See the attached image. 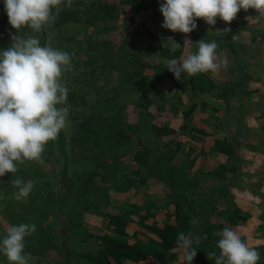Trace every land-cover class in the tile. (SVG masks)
Instances as JSON below:
<instances>
[{
	"label": "rangeland",
	"instance_id": "rangeland-1",
	"mask_svg": "<svg viewBox=\"0 0 264 264\" xmlns=\"http://www.w3.org/2000/svg\"><path fill=\"white\" fill-rule=\"evenodd\" d=\"M88 1L72 0L70 8H74L75 11L80 13ZM119 1L123 3V10L119 17L114 21H97L96 29H109L101 33V35L110 37L115 45L120 43L125 34L134 29L138 35L136 40L138 47L135 57L132 58L130 52H125V57L128 60L131 58V61L134 62L133 65L142 70L143 76L140 77V74L132 77L129 76L123 88L118 92L117 97L123 103V108H121L123 119L136 123L133 135L121 146V150L126 153V159H128L134 150L133 145H135L137 135L142 136L144 143L149 147L154 146L157 141H160V138H156L151 131L143 130L146 123L143 124L137 121L138 110L134 100L148 83H155L156 87L163 91L175 87L182 97L183 105L187 107L191 103L188 96L189 92H187L188 85L186 86L184 83L174 85L173 83L171 86L172 82H170L169 78L163 81L162 78L155 77L154 80V74L158 73L156 71V64H167L171 59L179 60L190 53L194 54L198 51V41L204 39L210 42V40L209 35L203 31L204 27H201V29L199 27L195 28L187 34L166 29L162 27L163 20L161 18H153L150 11L143 10L133 15L132 19H130L129 15L132 14L131 4L125 0ZM62 5L67 6L66 0L60 6ZM2 8H4V0H0V11ZM52 11L55 16L54 19H56L57 12H55V9H52ZM247 14L248 21L253 16L257 18L252 23H254V27L258 28L250 30L241 29V31L239 29V35L235 36V33L231 35L230 40L232 43H229L227 46H220L218 39H215L218 45L216 49L217 62L219 63L221 60H226V62L220 64L216 72H206L212 80V84L206 82L211 87L209 91L193 94L198 103L192 112V121L207 132L203 140L191 138L188 134L182 132L183 130L179 127L180 123H182V118L179 114L169 109L167 102L160 109H154L151 106L148 108L154 111L148 117L149 120L158 124L167 123L177 129L175 138L182 141L183 144L181 149L175 151L174 159L176 163H183L187 159V146L195 147L191 153V155H195V161L186 170L189 177H185L184 184L188 185L192 183V187L188 190L190 199H192V207H198L197 203H194L195 200L203 199L201 206L192 213L193 221H197V223L192 222L193 235L200 237L199 244L197 245L194 241L193 247H196L197 252L194 259H203L206 261V264H215V258L209 257V253L215 252L217 256L220 253L217 243L221 237L217 233L223 229L215 230L214 234L211 235L210 242H207L202 235L203 226L212 219L223 222L227 225L226 227L237 231L250 247L255 248L259 252L260 259L263 260L259 259L257 264L260 263L259 261H263L264 263V245L262 241L255 240L253 238L255 235H252L253 232H247L249 228L256 227V225L244 226L248 220V213L241 209L244 205L252 208V204H249L252 202L256 203L255 207L258 208L256 210L258 213H264V129L261 127L264 123V38L255 37L256 43L247 39L250 37L251 31L254 36H256V33L258 36V32L263 30L264 21L262 18H258V14L250 10H247ZM158 16H160V13ZM217 18L220 19L219 17ZM235 18H239V12ZM54 19L44 25L39 33L33 32L30 28H22L20 30L21 33H19L12 26L4 27L0 24V51L10 47L12 43L10 33L21 34L25 37L34 35L38 37L41 46H51L67 51L71 55L72 72H65L62 76V82L68 89L70 87L83 89L89 102H94L93 100L98 97L100 90L103 91V94H112L113 86L116 85L118 72L120 71L119 67L106 65L108 63L104 64L101 60L91 62L92 64L89 62L84 64V59L86 58L84 52L80 49L78 52H74V50L78 49L76 48V45L78 46L77 43L84 44L87 32H90L93 27L88 26L86 28L83 23L58 25ZM232 27L233 23H230L229 28ZM145 28L153 29L156 32L155 38L149 39L145 34L137 33L138 30ZM74 29H80L75 34V37L79 39L68 41L69 46L66 47L64 43L67 42L58 39L59 35L62 33L68 34L74 31ZM226 30L228 29H221V33ZM94 37L97 38V35L95 34ZM174 41L180 45L178 48H173ZM246 43L256 45L250 48L247 47ZM145 45L147 46L146 48ZM117 48L115 51L118 52ZM79 74L96 77V79L91 82L92 84L87 85L80 82L83 78ZM74 76H77L78 79L74 78ZM184 78H188L186 73H182V79ZM236 80H240L243 83L236 85ZM180 81L182 82V80ZM226 85L233 87L234 94L228 95L225 98L219 93H221ZM201 101H204V103H201ZM63 106L69 107L66 127L62 129L65 148H69L67 142L72 132L71 125L73 123L72 117L74 112L68 98L66 104ZM79 107H84V105H80ZM226 136L231 143L230 147H232L230 153L216 150L212 144V140L215 137L223 138ZM48 151L50 153L47 155ZM62 160L59 143L55 139L52 142L49 141L45 146L42 159L39 163L26 161L24 164H18V170L15 174L6 173L4 176H0V189L8 188L11 193L16 191L11 183L14 178H21L25 182L28 180L35 182L26 202L24 200L16 201L13 194L6 201L0 202L1 238L6 234L5 230L7 227L12 226L10 220L5 215V207L8 206L13 211L12 213L15 215V218L21 220L20 223L33 224L31 217H29L28 221H22L23 217H26L24 215H29L30 213V204H32L30 199L34 198V201H38L35 204L36 207L46 201L48 194L53 192V198L51 199L53 201V205L51 204L53 212L48 216L44 215L43 218L41 217L37 221L36 232L25 238V254L31 253L29 264H82L76 256L77 252L81 251L83 244L93 245L92 239L86 242L83 241V236L86 235V228L91 232H100L104 228L106 213L111 210L112 206L131 196L135 197L136 194L148 199H157L161 209L158 210L156 216H158L161 222L171 218L173 207L170 204L169 196L166 194L169 189L166 181L154 178L143 185L131 187L125 192L120 191L117 194H110L111 188L110 191L102 190L108 184L104 179V181L93 183L90 193L85 196L83 191L79 189L81 179H75V183H72L70 188L65 186L66 184L60 180ZM70 162L69 165L74 167L75 170L77 169V172L82 169L80 163L76 164L75 160ZM218 163L225 165V170H227L229 177L216 175L215 167ZM26 165L29 167L28 172L24 171L25 168H21ZM34 165H38L41 171L38 172L34 168ZM119 171L126 172L127 170L119 168ZM174 178L177 179L176 176ZM179 184L181 183L177 182L174 186L177 187ZM42 190H46L49 193L40 192ZM245 198L249 199V203H244ZM212 199H216L218 205H225L227 203L230 211L234 208L241 209L243 215L246 212V218L242 221L236 219L235 223H229L223 216L224 219L217 213L212 212ZM97 201H101L99 210L93 209ZM82 205L91 206V208L89 207L83 213L82 219L85 225L77 226L75 222L72 225L71 213L75 214V210H78L77 208L80 206L84 208L88 207ZM32 207L34 208V206ZM73 216L80 219V212H77L76 216ZM73 220L75 221V219ZM19 224L16 223V225ZM126 227L128 232L131 231L132 228L129 225ZM42 234L50 239L51 244L44 249L38 250V240ZM27 245L29 248H27ZM65 248L68 249V254H64L65 250H67ZM174 250L177 257L173 264H187L188 262L184 261L183 249L176 246ZM0 257L4 256L0 254Z\"/></svg>",
	"mask_w": 264,
	"mask_h": 264
},
{
	"label": "trees",
	"instance_id": "trees-1",
	"mask_svg": "<svg viewBox=\"0 0 264 264\" xmlns=\"http://www.w3.org/2000/svg\"><path fill=\"white\" fill-rule=\"evenodd\" d=\"M125 1L131 4L132 14L129 15L130 19H132L133 15L143 10L150 11L153 18L164 19L159 7L165 0ZM122 5L123 3L119 0H89L85 3V7L80 13L75 11L74 8L62 5L57 12V18L54 19L58 25L83 23L86 28L92 26L93 28L86 34L84 44L77 43L78 46L76 45V48L78 49L74 50V52H78L79 49L84 52L86 55L84 64L101 60L104 64L107 62L108 64L106 65L119 67L120 70L116 85L112 89L113 93L103 94V91L100 90L98 97L93 100L94 102L87 101L88 97H86V92L83 89L80 90L76 87L68 89L67 98L74 113L71 125L72 132L67 142L69 148H65L62 130L57 138L61 157L63 158L60 180L66 184L65 186L70 188L72 183H75V179H81L79 189L83 191L85 196L90 193L93 183L104 181V179L108 184L106 183L105 189L102 190L110 191L112 189L110 194H117L120 191L125 192L131 187L143 185L154 178L166 181L169 188L166 194L169 196L170 204L173 207L170 219L161 222L156 216L158 210L161 209L157 199H148L136 194L135 197L131 196L112 206L111 210L106 213L104 228L100 232H91L86 228V235L83 236V241L86 242L92 239L93 245L83 244L81 251L77 252L76 256L82 264H173L177 257L174 248L178 246V234L184 233L187 235L189 232L193 233L192 213L201 206V201L203 200L202 198L195 200L194 203H197L198 207H192V199H190L188 192L192 187V183L184 184L185 177H189L186 170L195 161V155H191L195 147L187 146V159L183 163H176L174 159L175 151L181 149L183 144L182 141L175 138L177 129L167 123L158 124L149 120L148 117L154 111L148 108L151 106L154 109H160L167 102L169 109L181 116L182 123H180L179 127L183 130L182 132L188 134L191 138L203 140L207 132L192 121L191 115L198 103L193 94L209 91L211 87L206 82L212 84V80L206 72L184 79H182L181 73V82L168 70L166 63H157L156 71L158 73L154 74V80L155 77L162 78L163 81L169 78L170 82H172L171 86L173 83L174 85L182 83L186 86L188 85L187 92H189L188 96L191 103L187 107L183 105L182 97L174 86V88H168L163 91L157 88L155 83H148L134 100L138 110L137 121L143 124L146 123L143 130L151 131L156 138H160V141L149 147L144 143L142 136L137 135L131 157L126 159L127 155L121 150V146L133 135L136 123L123 119L121 110L123 103L117 97L118 92L123 88L129 76L132 77L136 74H140V77L143 76L142 70L133 65L134 62L131 61V58L128 60L125 57V52H130L132 58L135 57L138 47L136 44L138 35L134 29L125 34L120 43L115 45L110 37L101 35V33L109 29H96L97 21L116 20L122 13ZM248 10L258 14L254 9L250 8ZM159 13L160 16H158ZM0 24L4 27L11 26L8 22L5 8L0 11ZM262 29L264 30V26ZM79 30L74 29L68 34L62 33L58 39L67 42L64 43L67 47L70 41L79 39L75 37L76 32ZM263 30L258 32V36L256 33L254 38H264ZM137 33L145 34L149 39H153L156 36V32L148 28L140 29ZM95 34L97 38L94 37ZM116 47H118V52L115 51ZM80 77L83 78L80 82L87 85L92 84L91 82L96 79V77H88L82 74ZM74 78L78 79L77 76H74ZM242 83V81L236 80V85H241ZM233 90L232 86L226 85L219 94L226 98V96L234 94ZM201 103H204V101H201ZM80 105H84V107L80 108ZM262 128L264 129V123ZM212 144L216 150L227 153H230L232 148L227 136L223 138L215 137L212 140ZM49 153L50 151L47 152V155ZM74 160L76 164L80 163L82 166V169L78 172L77 169L75 170L74 167L69 165V162ZM21 168H25L24 171L26 172L29 171L27 165ZM34 168L38 172L41 171L38 165H34ZM119 168H124L127 171L120 172ZM215 168L217 176L229 177L223 163H218ZM175 176L177 179L174 178ZM177 182L181 184L175 187L174 185ZM40 192L49 193L46 190ZM12 194L8 188L0 189V202L6 201ZM52 196L53 192H50L48 199L36 207L35 204L38 201H34V198L30 199L32 203L30 204V213L29 215L25 214L24 216L26 217H23L22 221H28L29 217H31L32 222L38 225L37 221L41 217L43 218L44 215L48 216L53 212ZM100 205L101 201H97L93 209L99 210ZM217 205V200L212 199V212L217 213L222 219L226 218L229 223H235L236 219L244 220L245 217L241 209L234 208L230 211L227 203L225 205ZM89 207L91 208V206L86 208L80 206L77 208L78 210H75V214L71 213V224L73 225L75 222L77 226H84L83 213ZM4 209L5 215L12 225L21 222L19 218H15L13 211L8 206ZM77 212H80V219L73 216H76ZM127 225L132 228L129 232ZM226 226L223 222L215 221L214 219L209 220L203 226L202 235L207 242H210L213 232L217 229H224ZM38 243V250L44 249L51 244L50 239L43 234L39 237ZM27 248H29L28 245ZM64 254H68V249L65 250ZM0 264H9L5 256L0 257ZM191 264H206V261L193 259Z\"/></svg>",
	"mask_w": 264,
	"mask_h": 264
},
{
	"label": "clouds",
	"instance_id": "clouds-1",
	"mask_svg": "<svg viewBox=\"0 0 264 264\" xmlns=\"http://www.w3.org/2000/svg\"><path fill=\"white\" fill-rule=\"evenodd\" d=\"M65 0H4L9 24L19 33L30 28L39 33L43 26L54 19V12ZM68 7L72 0H66ZM254 9L258 18H264V0H165L160 5L163 15L162 27L173 32L190 33L196 27V20L203 19L208 25H215L216 19L230 23L237 13ZM11 45L0 51V176L15 174L18 164L26 161L39 163L45 146L57 139L66 127L69 107L66 104L68 88L62 82L65 72L72 69V57L67 51L41 46L38 37L12 34ZM198 51L181 59H171L167 68L177 80L181 73L194 77L198 73L216 72L220 64L216 42H197ZM180 45L174 41L173 48ZM16 191V201H27L33 190L34 181L21 178L11 181ZM197 223V221H193ZM36 225L20 223L5 230L0 238V254L9 264H29L31 253L25 254V238L35 233ZM221 238L220 250L209 253L215 264H257L259 252L250 247L241 235L225 227L217 233ZM206 238V236H205ZM200 237L189 232L178 234L177 244L183 249L184 261L191 264L196 256Z\"/></svg>",
	"mask_w": 264,
	"mask_h": 264
},
{
	"label": "crops",
	"instance_id": "crops-1",
	"mask_svg": "<svg viewBox=\"0 0 264 264\" xmlns=\"http://www.w3.org/2000/svg\"><path fill=\"white\" fill-rule=\"evenodd\" d=\"M255 20H257V18L255 16H253L250 19V21H248L247 11H245L244 9H241L239 11V18H235L230 22V23H233L232 28H229L230 23L225 22L223 20H220L218 18L216 19L215 25H208L203 19H199V20L197 19L196 20V23H197L196 28L199 27L201 29V27H204V29L203 28L202 29L205 33H207L209 35L210 42H212V41L215 42V39H218V41L220 42V46L221 45L227 46V45H229V43H232V41L230 40L231 35H233L234 33H235V36L239 35V29H240V31H241V29H247V30L248 29L250 30L253 28L257 29L258 27H254V23H252ZM202 22H204V23L201 24ZM221 29H228V30L222 31L223 33H221ZM249 36L250 37H248L247 39L255 42L254 34L252 33V31H251V35H249ZM225 39H227V40H225ZM246 45H247V47L251 48V47L255 46L256 44L246 43ZM195 52H196V49H195ZM261 127H262V125H261ZM244 203H246V204L249 203V199L245 198ZM249 204H252V208H249L246 205H244L243 208L240 207L242 210H244L248 213V216H247L246 212H245V215H243L244 217L245 216L248 217L247 218L248 220L244 226L249 227V225L252 226L253 224H255L256 227L249 228L247 230V232H253L252 235H255V237H253V238H255V240L257 239L259 241H262V244L264 245V241H263L264 235H262V233H264V213H258L256 211L258 209L255 207L256 203L254 204V203L250 202ZM260 260H263V259H260ZM259 262L260 263H258V264H264L263 261H259Z\"/></svg>",
	"mask_w": 264,
	"mask_h": 264
},
{
	"label": "built area",
	"instance_id": "built-area-1",
	"mask_svg": "<svg viewBox=\"0 0 264 264\" xmlns=\"http://www.w3.org/2000/svg\"><path fill=\"white\" fill-rule=\"evenodd\" d=\"M262 20L264 21V18H262ZM263 34H264V30H263Z\"/></svg>",
	"mask_w": 264,
	"mask_h": 264
}]
</instances>
